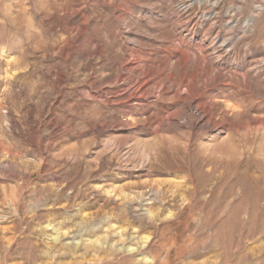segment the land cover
Returning <instances> with one entry per match:
<instances>
[{"label": "rangeland", "instance_id": "rangeland-1", "mask_svg": "<svg viewBox=\"0 0 264 264\" xmlns=\"http://www.w3.org/2000/svg\"><path fill=\"white\" fill-rule=\"evenodd\" d=\"M0 264H264V0H0Z\"/></svg>", "mask_w": 264, "mask_h": 264}, {"label": "bare ground", "instance_id": "bare-ground-1", "mask_svg": "<svg viewBox=\"0 0 264 264\" xmlns=\"http://www.w3.org/2000/svg\"><path fill=\"white\" fill-rule=\"evenodd\" d=\"M249 25H250V22H249ZM213 52H215V50ZM216 52L214 53V55L216 54ZM145 53L148 54L147 51H144V54ZM133 61H134V59H133ZM142 63H145V67H142L140 69V71H141V73L143 75H145V79L140 80V86H139L140 88H139V90L136 91V93H133V94H131L128 97L127 102H125L126 104L132 105L133 102H138V103H142V104H148V100H149L150 96L152 95V89H150V86L153 83H155V81H156V79L158 77L161 76L158 73H157L158 74L157 75L156 72H152V71L148 70V67H147L148 65L146 63V60L143 57V55H141V54H136L135 55V61L134 62H129V64L126 66V68L128 67L130 70H135L136 67L139 66V65H141ZM201 63L205 64L203 62V60L201 61ZM121 70H122V68H121ZM123 70H124V68H123ZM126 71H128V69ZM217 75L219 76V74H217ZM215 77H213L212 74L205 73V75L199 81V84H198V87H197L198 93L201 92L202 90H204L206 87H208L209 83L212 80H214ZM181 86L183 88L186 87L187 93L182 95V104L178 108L177 107L176 108H173V109L171 108L166 113V117L163 120L161 119V121L159 120L157 122L158 124L156 126V129H155V132L154 133L158 136V138H160V139H162V138H164V139L165 138H169V137L166 136V134L169 133L172 129L180 126V121L183 120L184 118H187L188 114L190 113V107L193 106L194 104H197L202 109V111L207 115V121L205 123V126L213 127L216 131H219L220 129H219L218 125L214 122L213 117L211 116V114L209 113V111L207 110L206 104L203 103L201 101L200 96H198V94H196V92H195L196 87L194 86L193 82H191V81H188V82L187 81H184V82H182ZM88 96H91V95H88ZM110 100H107V102H109ZM187 125L190 126L192 124L191 123H187ZM220 136L221 135L219 133L217 135H215L213 141H217V139ZM149 147H151V146H149ZM59 191L64 192L63 189H61ZM161 193H162L161 190L153 191V193H152L153 196L152 197L157 198ZM184 202H187L188 203V200L187 201H184ZM182 205H184V204H182ZM9 206H10L11 213L18 216V214H19V208H18V206L14 205L12 203H10ZM182 207H184V206H182ZM8 249H10V247Z\"/></svg>", "mask_w": 264, "mask_h": 264}]
</instances>
